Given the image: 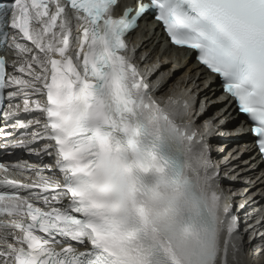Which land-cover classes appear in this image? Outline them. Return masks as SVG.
Wrapping results in <instances>:
<instances>
[{
	"label": "snow or ice",
	"instance_id": "1",
	"mask_svg": "<svg viewBox=\"0 0 264 264\" xmlns=\"http://www.w3.org/2000/svg\"><path fill=\"white\" fill-rule=\"evenodd\" d=\"M117 3L0 4V35L6 42L7 27L16 30L11 46L21 60L13 65L19 74L6 77L0 57V90L19 86L10 98L46 95L33 105L45 117L44 151L54 152L62 176L61 182L34 170L39 181L0 180V216L6 217L0 227L10 230L0 236L3 264H218L222 250L227 264L222 235L225 225L234 232L237 218L213 188L218 173L205 156L203 136L184 119L189 104L155 99L127 55L125 37L151 11L174 45L195 50L221 78L264 153V0H139L115 16ZM70 37L77 42L72 51ZM19 123L41 125L39 119ZM0 170L8 169L0 164Z\"/></svg>",
	"mask_w": 264,
	"mask_h": 264
},
{
	"label": "bare ground",
	"instance_id": "2",
	"mask_svg": "<svg viewBox=\"0 0 264 264\" xmlns=\"http://www.w3.org/2000/svg\"><path fill=\"white\" fill-rule=\"evenodd\" d=\"M143 30L145 31V34H143L140 37V42H142L141 54L139 56V59L135 63H137L139 67H143V70L141 69H138V70L144 75L146 81L150 83V81L152 80L150 84L153 87V90L157 89L156 93L158 97H156V99H158L161 104H164L168 101L169 97H173L174 99H179L181 101V104L183 103V101L186 100L189 106H191L192 96L190 94H186L185 92L186 90H188V87L190 86L193 87V79H189L187 87L182 88L184 84L186 83V79H185L186 75H184L186 73L185 68L179 69V71H176L171 74L170 73L171 64L169 63V59L167 57H164L163 59H161L162 64L160 65V67L158 68V71L156 72V74L160 73V75H156V76H159V78L157 79L155 78L156 77L155 75H151V72L154 70L156 66H158V64L154 63L153 58L151 57V52L145 55L144 53L146 50H150V45L152 44V40H154L155 38H152V37L147 38L146 37L147 30L146 29H143ZM11 55H12L11 57L12 65L10 66L11 73L12 75H17L19 73L14 72L13 65L15 64L18 66L21 63L20 54H18L15 48H13L11 50ZM13 57H16L17 59L13 60ZM29 58H30V54H29ZM187 68H189L190 70H194L193 65H190ZM194 74L195 72L192 71L191 75H194ZM24 78L28 79V76L25 74ZM198 83L199 85H197L196 83L194 85V87L197 86V88L194 89V91L196 92L198 97L200 96V101H199L198 107L196 108V111L197 110L199 111L203 102L206 100H210L211 96H218L216 87L211 85L209 88H207L205 86L206 82L202 77L199 78ZM18 90H19V86H11L10 89L8 90V93L11 91H18ZM22 95L23 93L16 96L15 98H12V102L13 103L18 102L17 105L20 106L21 102H23V99L25 97ZM26 96L31 97V101L29 102V105H33V101L36 100L37 98L40 100L41 103H43L44 95L37 97L29 93ZM212 102H215V100H212ZM223 116L224 114H221L220 111L216 113L214 111L213 112L210 111L209 114L204 117H201L199 114V115H193L192 117L187 118V121L191 122L192 126L198 130L201 136L205 137L206 139L209 138V141H207V146H208L207 148L209 152L212 153V157L214 159L218 158V153L220 154L218 148L223 144L226 145L225 146V149H227L226 155L229 153V151L232 152L231 156L228 159H232L233 157L239 155V153L242 150L241 147H238L239 144L235 143L233 145V143L230 141L233 137H230V136L227 137L226 140H224L222 144L220 143L218 144L217 142L213 140V137L215 136V126H218L222 122ZM40 118H42V116L38 115L35 119L37 120ZM225 118H227V116H225ZM36 130H43V125L36 128ZM221 134L222 136H225L226 133L224 132ZM242 138L245 141L251 140L247 136H243ZM44 147L45 145L41 147V149L43 150ZM252 156H255L254 151H251L249 154V157H252ZM254 158L256 159V156ZM40 161L48 162V163L53 161L55 163L54 152L51 155L47 154L46 156L41 158ZM191 163L193 166L197 165V161L194 160L193 154L191 155ZM232 166H235L234 172L236 171L241 172L240 175L237 176L238 180L239 181L245 180L244 183L243 181L242 182L240 181V183L237 184V188H239L238 190H240L236 194V196L238 197L239 205L243 203V206H244L243 212H247L251 214L250 220L256 221L260 219V217L264 216V205H261L258 208L259 214L256 212V209H255L263 202L260 190H262V186L264 185V176H261L258 180H256L253 183L246 182L247 179L252 181L254 178H256L255 176L256 173L254 170H252V168H248L246 165L240 163V160L232 161L230 163H228V161H221L219 164H217L216 168L220 169L222 167L226 168V167H232ZM260 167H263V166L260 165ZM186 171H190V170L186 169ZM230 205H231V202H228L227 207H229ZM260 213H263V214H260ZM263 230H264V225L260 227L257 233H260V231H263ZM227 238H228L227 234L223 233L222 249H223V241L227 240ZM237 246L238 245L236 241L232 242V248L228 247L227 245V264H264V262L254 263L252 261L253 258L249 256L250 253L252 252L251 249L253 251L254 250L259 251L261 250V248H263L261 253H262V259L264 261V235L263 237H260V239L254 241L253 243H250V244L247 243L246 244L247 248L244 246L243 241H242L241 246L239 247L240 248L239 250L236 248ZM223 260H224V253L222 250L220 258L218 259V264H223ZM257 260L259 261V258ZM1 262H3L2 258L0 259V263Z\"/></svg>",
	"mask_w": 264,
	"mask_h": 264
}]
</instances>
